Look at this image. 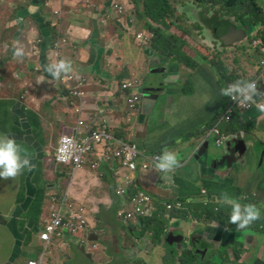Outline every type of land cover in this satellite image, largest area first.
<instances>
[{
    "label": "crops",
    "instance_id": "crops-1",
    "mask_svg": "<svg viewBox=\"0 0 264 264\" xmlns=\"http://www.w3.org/2000/svg\"><path fill=\"white\" fill-rule=\"evenodd\" d=\"M189 2L193 5V1ZM143 4L144 0H0V105L6 103L10 112L20 117L17 123V118L10 119L20 129L12 130L10 123L9 130L0 134L33 147L37 155H42L40 162L43 148L54 139L57 142L64 135L84 138L103 121L108 120L111 125V144L99 147L91 158L93 164L99 163V171L92 170L90 163L78 172L61 167L56 170V165L48 163L43 165L44 172L57 174V184L49 186L50 195L58 194L63 181L59 176L67 175L69 178L64 184L69 182L68 199L85 208L89 222L78 237L64 234L49 245L43 264H132L136 257L145 264H162L154 258L155 253L145 249L150 242L152 245L153 237L157 240L165 233L147 231L140 236L145 219L128 224L118 220L119 212L132 209L131 203L117 198L114 191L124 186L122 176L126 171L118 160L104 163L96 156L118 150L128 140L138 146L140 165L135 178L138 189L150 196L151 210L154 204L162 217L165 208L160 206L167 201L196 205L186 216L177 217L180 211L175 217L164 216L170 223L168 232L176 233L174 240H180L171 249L163 244L162 249L157 248L162 254L167 249L166 264H176L172 259H179L178 251L188 250L186 244L194 245L206 257L204 262L196 264H225L222 259L232 250L241 255L240 262H234L233 258L232 264H259L264 241L260 239L262 232L257 223L237 231L224 213L221 217L226 224H218L206 213L207 208L213 209L215 205H224L231 212L230 206L221 203L225 192L242 204L245 199L246 203H264V195L257 185L264 176V150L258 142L263 135L258 127L264 116L254 118L253 122L247 115H239L234 121L219 118L225 105V96L220 90L228 84L224 86L227 80L222 78L221 63L209 61L213 59L210 54L215 52L216 45L218 50L221 48L220 36L212 28L218 27L224 32L226 27L216 20L212 28L205 29L214 37L212 40L198 33L203 54L190 51L191 43L179 41L178 47L186 58L178 62L148 46L150 41L138 40L141 34L151 35L146 30V22L139 17ZM186 7H175L181 12L179 16L188 17ZM193 11L202 26L208 24L209 19L198 6ZM238 29L232 20L233 48L244 39L241 33L236 34ZM17 41L26 52L23 60L13 58L12 46ZM59 58L73 62L74 71L70 74L75 78L73 83L53 80L43 71V66ZM223 76L229 75L226 72ZM81 81L84 83L79 86ZM190 84L195 89L184 90ZM124 85L131 86L124 90ZM73 86L84 94L82 98L72 95ZM133 96L140 99L134 110L129 108ZM158 107L164 111L162 118L155 115ZM23 108L39 118L38 127L29 123ZM161 124H166L162 131L158 130ZM216 125L218 129L222 125L221 132L227 134L225 145L217 146L214 138L207 136ZM164 148L178 154L181 167L172 173H162L148 163L145 169L144 157L160 154ZM32 163L35 168L24 170L22 175L26 174L27 184L31 181L36 187L39 182L43 183L39 172L41 176L44 172L42 165H37L35 160ZM4 202L1 200L0 206ZM13 202L12 212L7 208L0 210V228L8 232L12 241L11 254L8 258L0 255V264L37 262L46 248L40 240L43 213L39 222L37 214L31 212L34 202H28L26 189L19 197H13ZM198 206L201 208L197 210ZM48 213L46 205L45 219ZM232 233L238 239L236 236L232 240ZM25 255L29 256L28 260Z\"/></svg>",
    "mask_w": 264,
    "mask_h": 264
},
{
    "label": "clouds",
    "instance_id": "clouds-1",
    "mask_svg": "<svg viewBox=\"0 0 264 264\" xmlns=\"http://www.w3.org/2000/svg\"><path fill=\"white\" fill-rule=\"evenodd\" d=\"M203 13H205V12L203 11ZM207 15H209V14H207ZM212 15L219 17L216 14H212ZM219 18L221 19V17H219ZM232 20L235 22V20L233 18H232ZM228 21H231V18L228 19ZM215 22H214V24H215ZM235 24L239 28V25L236 22H235ZM147 31H149V30H147ZM160 31L165 33V31L163 29H160ZM149 33L151 35L148 34L149 36L147 37V40H143L144 42L153 41L154 34L152 32H150V31H149ZM237 33H241L243 37H247V38L250 37L247 34L243 33V30L241 28H239L238 31H236V34ZM256 33H254L251 37H253L254 35L256 36ZM228 38H232V30H231L230 33H228L227 35H225L223 37V39H228ZM178 40L181 43L186 42L183 38L178 39ZM252 43L259 44V47L262 49L261 52L263 53L264 46H262L263 43L260 40L254 41ZM12 47H13V58L17 59V60H23V58L26 55V52H25L24 47L20 45L19 41L15 42ZM263 57H264V54H262V56L260 58V65H259V69L261 71V76L264 75V67L261 65ZM43 71L46 72L50 77H52L53 80H62V79H66V78L71 76L70 74L73 73L74 66H73V62L70 59H68V58H59V59L53 60L50 63H48L45 66H43ZM257 78H260V77H257ZM74 80H75V78H74ZM41 82H43V78H42ZM73 82L74 81H72L70 83H73ZM83 83H84V81H83ZM72 88H74V86ZM71 89H70V92L72 93ZM220 94L222 96H225V98H227L228 103H229L227 112L229 111V109H232V111H233L232 115L233 114H240V113L248 114V113H252L253 111H256V112L260 113V114H257L256 117L255 116L251 117V120H250L251 122H253L254 118L256 120V118H260L261 116H264V101L262 100L261 93H259V91H258V82L256 81V78H254L251 81H248V80H237V81L229 84L225 88H222L220 90ZM72 95H73V93H72ZM83 96H84V94H83ZM232 100L234 102H236L237 104H240V105H246V104L250 103L251 108L249 110L243 109L242 107L238 108L237 106H234ZM139 102H140V99H139ZM139 102L137 103V105L139 104ZM136 106H135V108H136ZM134 109H132V110H134ZM74 111H77V110L74 109ZM242 116H244V115H242ZM262 122H263L262 126H264V121H262ZM77 123H78L79 126L81 125L80 122H77ZM105 123L108 125V134H109V130L111 128V125H110L108 120L103 121L100 124V126L95 127V129L92 130L90 133H92L96 129L100 128ZM210 132H207V136H210ZM109 136H110V134H109ZM63 138L84 139V138H79V137H72V135H69V136L68 135H64V136H61L59 138V141H57V144H56L55 148L53 149V151L55 152L54 157H53V162L56 165L54 167L56 170L61 167V168H68V169L72 170L73 172L83 171L88 166L87 165L88 163H90V167H92L94 165H97L96 169H92L91 168L92 170L97 171L99 169V163H94L93 164L92 161H91L92 156L97 152L98 148L87 157L86 166L84 168H82V169L75 170L73 167L64 166V165L58 164L56 162V160H55V157L57 155V150L59 148L60 141ZM110 139H111V137H110ZM17 143H20V142L16 141L10 135L0 134V179H4V180L13 179V178H16L18 175L22 174L24 170L32 171L35 168V165L32 163V161H34L35 159H31L28 156V154ZM123 144H130V145H135L136 146L135 143L130 142V141H127V142L123 141ZM102 147H108V145L102 146ZM136 147L138 148V146H136ZM114 152L115 151L108 150L106 152V154H103V155L96 154V156L100 159V161H102L104 163H110V162H113V160H114V157H113L114 156L113 155ZM152 156L153 157L156 156L155 157V164H153V165H154L155 170H157L159 172L172 173L177 168L181 167V160H180L178 154L176 152L172 151V150H169L168 148H164L160 154H153ZM106 157H110L111 159L107 160ZM151 158L152 157H149V156L144 157V161L146 163H143L142 165H145V169L148 166V165H146V164H148L147 163V159H151ZM138 165H140V163L137 160V170H138ZM128 174H130V173L126 172L124 174V177L126 175H128ZM135 174H136V172L132 175L133 183H131L130 185H126L125 182H124V177L122 178V184L124 186H118L116 188L115 195H116L117 198H121V199L129 201V197H134L139 192H144L143 190L138 189L139 186H138V184L136 182ZM38 185L42 186L43 184L42 185L38 184ZM45 187H46V190H47V194L50 197L49 205H48L49 213H48L47 218L45 219L46 220L45 223L43 224L42 231L40 232V239L43 242V244L46 245V248H45V250H44V252H43V254L41 256V259L39 261L31 262V263H35V264H43L44 257H45V255L47 253V250L49 249V245L51 246L54 243L55 240L62 238L64 234H66V235H68V236H70L72 238L78 237V235L77 236L71 235L70 233H68L67 230L62 229V230L59 231V235L51 236L50 240L47 241V242L43 241L42 236H43V233L45 232V229L48 226L50 213H51V199L52 198H57L58 201L60 200V197L57 196V193L53 192V194L50 195L49 192H52V191H51L49 186H45ZM130 187H131V189H129ZM120 188L126 189L127 194L125 196H119L117 194V191ZM25 189H26V194L28 196V202H34L36 197H37L38 186L36 185V187H33L31 185V181H30V183L27 184V180H26L25 181ZM21 193H22V186H21L20 193L17 194L16 196L19 197ZM144 193L146 195H148L146 192H144ZM167 202H169V203H165L164 204L165 213L162 215V217H159V219L162 220V222L164 223L163 232L165 234L161 238H159L157 240L155 239V242H153V243L157 247L163 244L167 249H171L172 247H176L180 240L175 241L174 238L177 236V234L173 233V232H168V228L170 226V223L169 224L167 223V221L165 220L164 216L168 215L170 218H171V216L175 217V216H173V213L177 214V211H181L182 208H183V205L185 203H182V202H174V203H172L173 201H167ZM152 203H151V205H152ZM221 203L230 206L231 212L226 210L225 215L229 216V221H230L231 224L236 225V230L237 231H242V230L248 228L251 224H253L255 221H257V220H259L261 218V210H260L259 207H257V205L252 204V203H244V204H242L239 201V199L230 197L226 192L222 193ZM187 204H190V203H187ZM151 205H149L148 208H147L149 210V214L147 216L134 217L132 220H135V219H145L146 220L147 218L150 219L158 211L154 204H153V210H151ZM178 205H180V207H178ZM169 206L171 207V210H168ZM80 209H83V207L80 206ZM213 210H214V213H217L218 212V206L215 205V208H213ZM84 211H85V214L83 215V218H84V221H85V225L83 226V232H85V230L87 228V225H88V223H87V213H86L85 208H84ZM122 212L125 213V212H129V211H122ZM119 213H121V212H119ZM119 213H118V215H119ZM117 218H118V220L120 222L125 223V224H128L130 221H132V220H130V221L122 220L118 216H117ZM218 224H219V222H218ZM143 228H144V226H143ZM153 238H152V241H153ZM186 245H187V249L188 250H180V251H182V257L183 258H185V259L186 258L194 259V258H198L199 256L203 257V255L201 254V251L196 250L197 247H195L192 244L191 245L190 244H186ZM146 247L148 248L147 252H152V253H155V251L157 249L153 244L151 245V242L149 244H147ZM191 248H192V250H195L196 253H192L193 251L191 250ZM167 249H166L165 253L167 252ZM178 258H179V256H178Z\"/></svg>",
    "mask_w": 264,
    "mask_h": 264
},
{
    "label": "rangeland",
    "instance_id": "rangeland-1",
    "mask_svg": "<svg viewBox=\"0 0 264 264\" xmlns=\"http://www.w3.org/2000/svg\"><path fill=\"white\" fill-rule=\"evenodd\" d=\"M191 0H184L181 4L177 3L175 4V7H180V5H183L184 7H186L187 9V14L188 17L191 18L193 21H195L197 24L195 23H189V18L185 15V19L181 20V19H177L175 18V22L182 26L187 28L190 31V35L188 37H186L185 35L179 33L178 31H176V28L171 26L170 28V34L174 35V38L177 39H181L183 38L185 41L191 43V46L193 47L195 52H200L201 54H203L202 51V42H200L201 45H199V34L200 35H205L209 40H212V35L208 30L205 29H210L212 27L210 26H214V22L219 21L220 18L217 16H214L211 13L209 15L206 14V19H209L208 24L204 23V26H202L199 22H198V18L196 16L195 11H193L194 6H200V5H190ZM260 5L263 7L264 9V0H258ZM194 2V0H193ZM185 9V10H186ZM184 10V11H185ZM200 10L202 11V9L200 8ZM203 12V11H202ZM181 14V12H177L176 16L179 17V15ZM215 17V18H213ZM164 22V20L162 21ZM143 26L145 25V23H142ZM196 26L202 27L200 29L196 28ZM213 29V28H212ZM205 30V31H204ZM199 33V34H198ZM148 35V34H146ZM204 36V37H205ZM241 36V35H240ZM173 37V36H172ZM239 37V36H236ZM235 37V38H236ZM255 37V35L253 36ZM214 38V37H213ZM240 38V37H239ZM249 38H244L239 44L236 45V47H232L231 42H232V38H228V39H222V41L220 42L221 44V48L219 49V45H216L215 47V52H213L212 54H210V56L213 57L212 60H210V64H212V62L214 63H221L220 65L225 69V73L227 72V74L229 75L228 77L230 78H236L239 77V80H248L251 81L254 78H256V81L258 82V91L259 93H261L262 96V100L264 101V75L261 76V71L259 69V65H260V58L262 56V52L259 48V44L256 43H252L251 41H249ZM191 39H193L194 41H190ZM216 41V39H215ZM155 42H162L161 40H157V41H151L148 46H152L153 47V43ZM204 45V44H203ZM222 51V52H221ZM198 52V53H199ZM220 52V53H219ZM257 52L260 54V58H257ZM191 53V52H190ZM199 53V54H200ZM217 53V54H216ZM225 73H223V75H225ZM260 77V78H257ZM207 87V85H205ZM223 88V86H222ZM195 89V85L190 84L187 85L186 87H184V90L191 92ZM198 98H201V96H198ZM222 113V112H221ZM260 114L256 111H253L252 113H248V114H244V113H240L239 115H247L249 117H254L255 115ZM155 115L159 118H162L164 116V111L160 110L159 107L156 110ZM225 124V123H223ZM222 124V125H223ZM222 125L219 127L220 131H221V127ZM263 122H261L260 127H258L260 129V131L263 133L262 136H259L260 139V147L261 149L264 150V126ZM224 126V125H223ZM166 128V124H161L159 126L160 131L164 130ZM6 133V132H3ZM222 133V132H221ZM222 135L226 138L227 134L226 133H222ZM227 139V138H226ZM130 141V140H128ZM131 142V141H130ZM56 140L54 139L53 143L48 144L46 147L43 148V159L38 162V159L41 158V154L37 155L36 150L33 147H30L29 145L25 144V143H17L27 154L31 159H35V161L37 162V165H42L43 168V172H44V166L45 163H48L50 165H55V163L53 162V157L55 152L53 151V149L56 146ZM226 143V140L224 142V145ZM256 151H258V147H255ZM53 151V152H52ZM44 165V166H43ZM256 174V173H255ZM57 174L56 173H46L44 172L43 175L41 176V173L39 172V179L42 182H39L40 185H44V186H50L52 184H57L56 182H58V180L56 179ZM25 177L26 174L22 175H18L16 178L13 179H8V180H4V179H0V197H2L0 199L4 200L5 202L0 206V210H5L7 208L8 212H12V208L13 206H15V203L13 202V197L15 199L16 195L20 193L21 191V186H22V191L25 189ZM60 178H63L62 181V186L59 187V191L57 196L60 197L59 202L67 205H71L73 208L76 209H80V206L75 204L74 202L70 201L68 199V195L66 194V188L68 183L65 185L64 182H66V180H68V176H59ZM36 177H33V179H35ZM123 178V176H122ZM252 181V180H250ZM249 181V183H250ZM248 185V184H247ZM258 187H260L262 194L264 195V176H262V181L261 183L258 182ZM39 187V185H37ZM203 187L199 188V190H201ZM116 190V189H115ZM114 190V191H115ZM247 192V189L245 188V193ZM244 193V194H245ZM246 196V195H245ZM49 195L45 194V198H44V208H43V221L45 222V206L49 205ZM245 203H246V199H245ZM257 203L260 205V207L264 208V203L258 202ZM90 206H91V202H90ZM161 209H164V205L160 206ZM196 208L195 204H189V205H183L182 210L180 211V213H184V214H189L191 212H193ZM84 210V208L82 209ZM73 211L72 209H69L68 212ZM85 214V211L83 212V215ZM43 222V224H44ZM89 223V222H88ZM236 226V225H234ZM239 235V234H238ZM236 234L232 233V240L234 238H236ZM156 239V238H155ZM238 239V236L237 238ZM260 239H262L264 241V233H262V236L260 237ZM34 240H38V238H35ZM41 240V239H40ZM152 244L156 247V248H161V246H156L153 241ZM11 250H12V241L11 238L8 234V232L6 230H3L0 228V255L4 258H8L9 255L11 254ZM156 249L155 251V255L154 258H158L162 264H166L168 261V255L167 252L166 253H161L160 250ZM225 250V249H221L220 251ZM145 251H148V248L146 247ZM164 251V250H163ZM165 252V251H164ZM194 253V252H192ZM132 254V253H131ZM178 255H179V259L177 258H173L172 260L175 261L177 264H196V263H201L204 262L206 260V257H201L199 256L198 258H194V259H190V258H183L182 257V251H178ZM26 260H28L29 256L25 255ZM233 250L231 251V253L229 255H227L225 258L222 259L223 263H228V264H232V259H233ZM257 261V260H255ZM254 261V262H255ZM261 261V262H260ZM260 261H257L259 264H264V252L261 255V259ZM234 262H237V260L234 259ZM146 262L139 258L136 257L133 261L132 264H145ZM84 264V263H83Z\"/></svg>",
    "mask_w": 264,
    "mask_h": 264
},
{
    "label": "trees",
    "instance_id": "trees-1",
    "mask_svg": "<svg viewBox=\"0 0 264 264\" xmlns=\"http://www.w3.org/2000/svg\"><path fill=\"white\" fill-rule=\"evenodd\" d=\"M183 1L184 0H144L143 12L139 13L140 19L146 22V29L154 34L153 41H157V40L162 41V42L153 43L154 44L153 48L157 50L159 54L172 57L174 58V60L178 62H180L184 57L186 58V56H184L181 53L182 49L178 47V45L180 44L179 40L177 38H174V35H171L169 32L171 26H173L176 28V31L185 35L186 37L190 35V31L187 28L182 27L175 22V18L181 20L185 19L184 14L177 17L176 16L177 11L175 9V4L177 3L181 4ZM193 4L200 5L198 7L201 8L206 14H211L214 12V14L218 16L220 15L222 17L233 18L235 22L239 25V28H241L245 34L250 36L249 41L254 42L260 40L263 43L262 46H264V10L258 0H194ZM163 20L164 22H162ZM196 28L200 29L202 27L196 26ZM160 29H163L167 35L164 32L160 31ZM254 33H256V36L251 37ZM189 47H190V51L194 50L191 46ZM257 58L258 59L260 58V54L258 52H257ZM182 63H187V62L182 61ZM220 68L222 69L221 70L222 78L227 80L224 83V86L227 84L229 85V83H233L236 81L235 78L223 76L224 68L222 66ZM227 104H228V100L227 98H225L224 109L222 113L219 115L220 119L227 113V109H228V107L226 106ZM27 116L29 123L33 122V124L37 127L40 125L39 118H37L33 113L28 112ZM11 117L12 114L10 112V107H8L6 103H2V105H0V132L2 133L5 132L7 128L9 130L11 124L13 126L12 130L19 128L16 125H14L13 122L10 121ZM236 117H240L239 114H233L231 116V119L234 121L235 119H237ZM16 118H17L16 121L17 123L20 121V119L18 117ZM220 119H218L214 123V125ZM43 186L44 185L38 187L37 197L34 203L32 204L33 206L31 209V212L33 214H37L38 217L37 220L39 222L43 213L45 194H47L46 187ZM252 203L257 205L254 201ZM257 207L260 208L262 215L259 220L254 222V225L255 223H257L259 226L258 227L259 231L264 233V208L260 207L259 205H257ZM199 208H201V206L200 207L198 206L197 210ZM225 212H226V207L224 205H218L217 213H214V210L212 208L206 209V213L210 219L213 218L216 221L223 224H226V221L221 217V214L222 213L225 214ZM186 215L187 214L180 213L177 216L176 213H173V216H177V217H182ZM159 217H161L160 209H158L157 213L154 214L150 219H146L144 221V228L142 229L140 236H142L147 231L162 232L164 230V226H163L164 223L162 222V220L159 219ZM151 223H154L156 226L151 227ZM153 242H155V237L153 238ZM233 256L234 259L237 260V263H239L241 260L240 253L238 251H234Z\"/></svg>",
    "mask_w": 264,
    "mask_h": 264
},
{
    "label": "built area",
    "instance_id": "built-area-1",
    "mask_svg": "<svg viewBox=\"0 0 264 264\" xmlns=\"http://www.w3.org/2000/svg\"><path fill=\"white\" fill-rule=\"evenodd\" d=\"M146 35L141 34L138 37V40H147ZM264 54V50H263ZM261 65L264 67V57ZM63 81L70 83L74 81L72 76L63 79ZM83 85V81L80 82L79 86ZM131 85H124L123 89L127 90ZM72 93L75 97L81 98L83 94L76 91L75 88H72ZM139 102L138 96H133L129 102L130 109H134L137 103ZM234 106L238 108H243L249 110L251 108L250 103L246 105L237 104L232 100ZM232 109H229L227 114L223 117L224 120L229 121L232 116ZM81 124V123H80ZM210 136H212L215 140L217 146L224 145L225 137L221 134L217 125L211 130ZM110 136L108 134V125L105 123L100 128L96 129L89 135L85 136L84 139H73V138H63L60 141L59 148L57 150V155L55 160L58 164L64 166L73 167L75 170L82 169L86 166L87 157L93 153L97 148L110 145ZM114 160H118L121 163L122 168L129 172L130 174L124 177V182L126 185H130L133 183L132 175L137 170V160L140 156L139 150L135 145L124 144V146L115 150ZM155 157L151 159H147V163L155 164ZM107 160H110V157H106ZM148 165V164H146ZM97 165L92 166V169H96ZM119 196H125L127 194L126 189L120 188L117 191ZM129 201L131 202L132 210L129 212H121L118 217L125 221H130L134 217L139 216H147L149 214V210L147 209L149 205H151V198L146 195L144 192H139L134 197H129ZM180 207V205H178ZM69 209L73 211L68 212ZM168 210H171V207H168ZM82 209L73 208L71 205L60 203L57 198L51 199V213L49 218V223L45 232L43 233L42 239L44 242L50 240L51 236L59 235V231L65 229L71 235L77 236L83 232V226L85 225V221L83 218ZM35 264V263H31Z\"/></svg>",
    "mask_w": 264,
    "mask_h": 264
},
{
    "label": "flooded vegetation",
    "instance_id": "flooded-vegetation-1",
    "mask_svg": "<svg viewBox=\"0 0 264 264\" xmlns=\"http://www.w3.org/2000/svg\"><path fill=\"white\" fill-rule=\"evenodd\" d=\"M220 16V15H219ZM221 17V19L218 21L219 22V25L220 26H224V27H226V30L223 32V31H219V29H218V27L217 28H215V27H213V30L220 36V40L222 41V39H223V37L225 36V35H227L228 33H230V31L232 30V18H231V21L230 22H228V19H230L229 17H222V16H220ZM220 41V42H221ZM220 44V43H219ZM221 45V44H220ZM23 111L25 112V113H27L28 114V112H30V111H28L27 109H24L23 108ZM11 114H12V116L14 117V119L16 118V117H18V118H20L19 116H17L15 113H13V112H11ZM34 114V113H33ZM28 117V116H27ZM258 142H260V140H258Z\"/></svg>",
    "mask_w": 264,
    "mask_h": 264
},
{
    "label": "water",
    "instance_id": "water-1",
    "mask_svg": "<svg viewBox=\"0 0 264 264\" xmlns=\"http://www.w3.org/2000/svg\"><path fill=\"white\" fill-rule=\"evenodd\" d=\"M244 33V32H243ZM242 36V34H240Z\"/></svg>",
    "mask_w": 264,
    "mask_h": 264
}]
</instances>
